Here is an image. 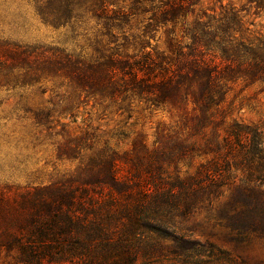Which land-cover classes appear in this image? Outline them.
Listing matches in <instances>:
<instances>
[{"label":"trees","instance_id":"16d2710c","mask_svg":"<svg viewBox=\"0 0 264 264\" xmlns=\"http://www.w3.org/2000/svg\"><path fill=\"white\" fill-rule=\"evenodd\" d=\"M33 2L53 26L89 15L114 46L85 59L0 39V87L59 80L70 88L32 118L46 131L68 130L57 156L78 160L47 184H0V264H135L160 253L150 232L193 242V229L176 224L202 209L217 211L236 241L264 238V129L234 118L228 102L236 86L264 92V28L250 12L261 2L218 10L203 0ZM133 19V51H120ZM159 29L168 51L150 46ZM89 100L121 113L143 105L178 121L159 128L153 147L139 141L132 152L104 148L88 158L91 134L75 136L66 120Z\"/></svg>","mask_w":264,"mask_h":264},{"label":"rangeland","instance_id":"374dc122","mask_svg":"<svg viewBox=\"0 0 264 264\" xmlns=\"http://www.w3.org/2000/svg\"><path fill=\"white\" fill-rule=\"evenodd\" d=\"M259 1V8L253 5L250 9L251 18L264 28V0ZM202 4L215 10L220 4L249 5L248 0H203ZM129 25L127 38L119 37L118 41L122 43L120 51L127 53L133 51L131 36L140 32L137 20H131ZM168 38L167 33L159 29L150 39V46L168 51ZM0 39L56 46L85 59H94L114 46L89 15L65 26H53L39 18L33 0H0ZM59 83V80L47 81L41 88L0 87V184H47L77 168L78 160L60 159L56 152L57 145L67 138L65 131L68 130L61 132L55 127L46 131L32 118L34 111L52 106L50 99L71 93L68 86ZM240 87H234L228 95L234 118L257 123L264 129V92H259L255 86ZM73 113L75 116L66 120L70 131L75 136L84 132L91 134L93 147L84 154L88 158L104 148L119 153L132 152L134 143L139 141L153 147L159 128L178 121L175 113L170 115L143 105H134L130 112L121 113L95 100L80 104ZM227 199L228 194H225L219 202ZM216 212L202 209L186 220L177 221V226L193 229L190 233L193 242L176 241L166 233L150 232L147 240L160 253L148 258L139 256L135 264H240L241 260L244 264H264V238L249 234L236 241L234 234L217 223Z\"/></svg>","mask_w":264,"mask_h":264}]
</instances>
